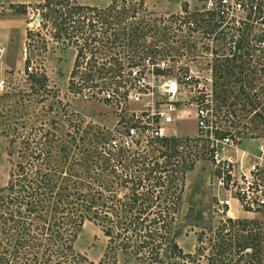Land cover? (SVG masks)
Here are the masks:
<instances>
[{
    "label": "trees",
    "instance_id": "1",
    "mask_svg": "<svg viewBox=\"0 0 264 264\" xmlns=\"http://www.w3.org/2000/svg\"><path fill=\"white\" fill-rule=\"evenodd\" d=\"M36 8L41 11L40 24L49 29V35L56 41L65 40L74 46L76 53L69 86L74 85L79 74L77 83L81 84L76 85L79 92L89 84L97 88V93L101 92L104 86L98 88L95 80L105 79L110 84L125 69L122 60L111 52L115 45L117 53L121 50L133 54L144 48L138 49L137 41L144 35L139 31L140 26L134 27L131 38H120L138 11L149 17L145 0H110L104 7L82 5L74 0H42ZM181 10L180 14L168 15L169 28L164 24L166 19L159 20V23L165 32L167 29L181 30L184 25L189 35L199 34L200 45L194 40H182L175 52L182 56L183 49L193 58L197 52L212 54L209 65L213 102L221 107L233 92L229 88L232 82L223 76L225 73L236 75L242 86L239 93L256 107L248 97L256 96L252 89L257 83L264 86V45H261L264 31L254 43L244 38L238 50L228 56L219 44L212 48L208 44L216 29L212 16L189 11L187 3L182 4ZM172 21H178V25L172 27ZM31 35V30H27L26 38ZM160 52L154 48L149 55L139 58L141 62L149 58L156 63L154 59L160 56ZM167 53L168 50L165 55H170ZM252 61L261 65L262 78H258L257 83L244 76L248 69L246 65ZM28 64L29 58H26L25 67ZM136 64L131 59L127 67ZM254 71L253 68L250 72ZM155 73L162 75L164 70L155 68ZM25 75L34 80L30 92L47 86L45 74L25 72ZM246 86L249 92H246ZM12 97L16 96L0 93V135L9 138L10 146L20 145V162L9 170L6 185L0 186V264H116L117 253L127 251L146 264H167L169 260L172 264H264V222L253 224L246 219L226 217L222 227L208 239L204 238V232H200L194 253H184L175 241L173 226L185 175L195 164L196 148L201 141L197 136L165 137L147 148L127 150L113 148V137L97 132L98 142L94 147L97 158L82 166L86 169L84 176L88 180H85L68 170L66 159H71L72 155L64 148H59L64 154L61 159H52L54 145L48 139L52 130L43 129L44 124L40 129L29 127L31 119L22 120L24 113H19L17 108L24 103L9 100ZM57 104L61 102L57 101ZM215 135L223 137L226 132L216 131ZM126 161L134 165L133 170H129ZM102 169L106 171L104 182L110 177L124 190L120 193L93 190V193L92 187L87 191L79 188L84 180L86 185H94L96 179L89 173L104 172ZM113 173L119 174L114 176ZM260 207L262 209L258 211L263 212L264 219V203ZM85 220L98 225L107 240L106 249L98 261L89 260L73 248Z\"/></svg>",
    "mask_w": 264,
    "mask_h": 264
},
{
    "label": "rangeland",
    "instance_id": "2",
    "mask_svg": "<svg viewBox=\"0 0 264 264\" xmlns=\"http://www.w3.org/2000/svg\"><path fill=\"white\" fill-rule=\"evenodd\" d=\"M41 1L0 0V34H2L0 35V42H4L3 46H0L2 50L0 56L3 70H5L1 78L5 81V84L0 93L6 92L7 96H16L8 99L24 103V105H18L17 108L19 113H24L22 120L26 121L27 117L31 119V122L28 123L29 127L40 129L41 124H44L43 129L52 130L53 134L50 132L51 136L48 138L50 139L49 143L54 145L52 159L56 161L61 159L64 154L61 151L59 152V148H64L66 152H70L72 155L71 159H66L69 166L68 170L81 176V179L88 180L84 176L86 169L82 166L93 162L92 160L97 158L94 150L98 142L97 132L101 131L106 133L107 136H117L115 132L116 130L120 131L121 128L118 123L120 117L123 115L127 118L131 111L140 114L144 110L143 103L124 104L122 109L119 105L104 101L100 92L95 94L97 88L92 87L90 84L79 92L76 88V85L81 84L77 83L79 74L74 79V85L69 86V74L76 51L74 46L68 45L65 40L56 41L53 39L49 35V29L42 27L41 21L34 22L36 16H41V11L36 8ZM74 1L78 4L95 7H104L110 2V0ZM133 1L137 2L138 0ZM183 3H187L191 12L198 11L202 7L200 0H148L145 7L147 9L146 14L149 17L142 16L138 11L136 18L129 21L126 29L122 31L124 35L120 38V40L127 37L128 39L131 38L134 27L140 26L139 31L144 35L140 36L137 42L138 49L144 47L143 50L133 54L130 51L124 53L121 50L117 53L118 49L115 45L111 52L116 53L126 69L131 59L137 62L136 66H140L142 62L139 57L149 55V51L154 48L160 50V56L154 60L157 63L165 61L168 67H165V64L164 73L159 75L160 77L157 76L155 84L160 86L159 90H162L161 88H164L162 86L163 79L171 78L175 79L179 85L177 101L174 104L179 118L174 120V123L168 128L174 136L196 137L200 131L197 127L195 107L199 103L202 94L208 93L211 88L209 80L211 79L209 65L211 56L209 53L197 52V56L193 58L183 49L181 51L184 55H178L175 50L181 46L182 40H194L200 45L199 34L192 33L189 35L184 25L181 26V30L167 29L165 32L162 30L163 25L159 23V20L166 19L164 24L169 28L168 13L178 11L179 6L181 8ZM163 12H167V14L165 15ZM180 13H182V10L176 14ZM177 25L178 21H172V27ZM27 30H31L32 33L29 39L26 38ZM118 32L120 34V30ZM26 44H29V46H26ZM167 50L169 52L167 54L170 55L166 56ZM26 58H29L28 66L32 67L33 73H42L47 76V86L38 89L37 92H30V85L34 83V80L30 77L27 78L25 75ZM220 60L223 61V59ZM211 63H213L212 60ZM246 67L248 68L244 75L246 80L254 79L257 83V79L262 78L261 65L252 61ZM253 68L255 73L250 72ZM187 74L196 77L185 82L183 78ZM223 76L232 82L229 88L233 92L221 107H218L217 102H214L217 115L215 123L227 134L229 133V136L238 137L237 148L224 147L223 150H219L220 155L231 157L233 162L232 188L235 189L236 194L232 195L231 199L229 198V180H226L224 186L218 184L220 169L214 165L207 154H204V145L200 149L197 147L194 167L187 171L185 175L182 199L173 226L174 239L184 253H194L200 232H204V238L208 239L222 227L226 217L246 219L250 223L253 222V224L264 222L263 212L258 211L262 209L261 207L254 206L255 209L249 211L245 206H241L240 200L238 201V198L242 197L241 190L245 191V196L252 199L257 197V192H254L251 188L247 189V186L250 187L252 184V187H256L257 184L263 186L264 183V86L257 83L258 85L252 89L256 96L248 97L256 103L255 107L239 93L242 86L237 81L236 75L228 76L224 73ZM215 78L217 77L215 76ZM95 82L99 84L98 88L109 83L105 79L95 80ZM247 87L246 92L248 91ZM82 96L89 97L84 98ZM159 97L153 99L152 105L154 108H160L165 104L164 100H160ZM57 101L61 104H57ZM257 103H259L258 106ZM19 146L18 144L10 146L9 138L0 135V186L6 185L9 170L14 164L20 162L18 157ZM92 156L93 158H91ZM257 158L258 160H255ZM254 162H258V171L256 176H249L247 170ZM126 165H128L129 170H133L134 165L131 162L126 161ZM105 172L91 171L89 174L93 176V179H96L94 185H86L84 180L79 188L87 191L92 187V192L93 190L105 192L116 190L120 193L121 190H124L120 184L116 185V180L113 183L110 177H107L109 180L104 182ZM118 174L113 173L114 176ZM107 176H109V173H107ZM117 179V182H119V177ZM226 199L229 200V206L221 205V201ZM221 206H225L224 210L227 208L226 213L233 212V216H228L222 212L223 208ZM106 244V237L99 226L93 221L85 220L78 231L73 248L89 260L98 261L106 249ZM164 257L166 258V255ZM171 261L169 260L167 264H172ZM116 264L146 263L137 255L127 251L117 253Z\"/></svg>",
    "mask_w": 264,
    "mask_h": 264
},
{
    "label": "built area",
    "instance_id": "3",
    "mask_svg": "<svg viewBox=\"0 0 264 264\" xmlns=\"http://www.w3.org/2000/svg\"><path fill=\"white\" fill-rule=\"evenodd\" d=\"M200 5L202 7L198 12L209 14L216 24V29L208 41L209 46L212 48L215 44L221 42L219 45L226 50L228 56L238 50L239 44L244 38L254 43L255 38L264 31V0H200ZM214 37L216 40H213ZM261 45H264V41ZM210 56V59H212V54ZM165 64V61L153 63L149 58H146L140 66L124 69L119 76L114 78V82L104 85L100 92L104 101L119 105L122 109L124 104L142 102L144 108L140 114L131 111L127 118L123 115L120 117L121 119L118 121L121 127L120 131L116 130L117 136L113 135L114 137L111 140L113 148L127 150L147 148L161 138L174 136L168 127L174 123V120L179 118L174 106L177 101L179 85L175 79L171 78L163 79L162 86L164 88H161L162 90H159L160 86L155 84V79L159 76L155 73V68L164 69ZM165 67H168L167 64ZM25 72L32 73V67L27 66ZM193 77L196 76L187 74L184 75L183 80L188 82ZM209 80L211 86L212 78ZM4 84L5 81L0 79V91L3 89ZM82 97L87 98L89 96ZM154 97L161 98L160 100H164L165 104L160 108H154L152 105ZM195 117L200 131L197 137L201 140L198 147L200 149L204 145V154H207L214 165L220 169L218 184L224 186L226 180H229V187L234 190L232 191L229 188L228 193L231 199L232 195L236 194L235 189L232 188L233 162L231 157L220 155L219 150H223L224 147L237 148L238 137H231L229 133H226L227 135L223 137H216L215 132L223 130L215 123L217 115L211 88L208 93L202 94L199 103L195 107ZM255 160H258V158ZM257 164L258 162H254L248 168L247 173L249 176H256ZM244 177L246 178L245 174ZM252 185L247 186V189L251 188L254 192H257V197L252 199L245 196V191L241 190L242 197L238 198L241 206H245L249 211L254 210L255 207H260L264 203V186L257 184L258 190L255 191L256 187H252ZM220 204L229 206V200L221 201ZM224 207L221 206L223 208L222 212L228 215V212L226 213L227 208L224 210Z\"/></svg>",
    "mask_w": 264,
    "mask_h": 264
},
{
    "label": "crops",
    "instance_id": "4",
    "mask_svg": "<svg viewBox=\"0 0 264 264\" xmlns=\"http://www.w3.org/2000/svg\"><path fill=\"white\" fill-rule=\"evenodd\" d=\"M147 1L148 0H145V6H146V4H147ZM181 10V8H180V6H179V9H178V11H180ZM178 11H173L172 13H174V14H176V13H178ZM165 15L167 14V12H163ZM171 13V14H172ZM168 15H170L169 13H168ZM0 33H1V30H0ZM0 35H2V34H0ZM3 43L4 42H0V46H3ZM4 72H5V70H3V63H2V61H1V56H0V79L2 78V76H3V74H4Z\"/></svg>",
    "mask_w": 264,
    "mask_h": 264
},
{
    "label": "water",
    "instance_id": "5",
    "mask_svg": "<svg viewBox=\"0 0 264 264\" xmlns=\"http://www.w3.org/2000/svg\"><path fill=\"white\" fill-rule=\"evenodd\" d=\"M42 20L41 16H36L34 18V22H40ZM228 215H232L233 216V212L229 211Z\"/></svg>",
    "mask_w": 264,
    "mask_h": 264
}]
</instances>
